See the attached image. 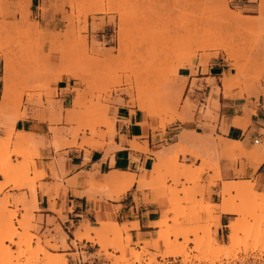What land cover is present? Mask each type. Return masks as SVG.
<instances>
[{"label": "rangeland", "instance_id": "1", "mask_svg": "<svg viewBox=\"0 0 264 264\" xmlns=\"http://www.w3.org/2000/svg\"><path fill=\"white\" fill-rule=\"evenodd\" d=\"M259 1L264 2L255 0L254 11L244 9L235 0L43 1L42 11L53 7L64 21L61 30L47 32L29 20V0H0V56L4 61L3 81L9 82L7 97L2 96L0 106L8 114L6 119L0 118V168L7 162L12 165L0 181V264H69V258L73 261L79 256L69 253V245L74 249L76 246L68 242L54 219H47L43 229L42 217L34 215L38 209L31 206L32 190L49 193L54 188L55 194L49 195L52 199L64 189L61 182H56L63 176H52L53 185L41 183L45 173L39 175L34 159L41 157L38 148L42 145L11 138L13 118H54V124L47 122L51 135L47 144L54 149L51 143L57 140L55 151L76 148L87 156L88 150L105 148L107 154L115 148L109 124L114 122L115 128L112 111L115 114L118 107H127L132 114L138 110L135 105H145L146 119L152 122L146 127L152 132L187 122L196 108L184 96L186 79H178L179 68L189 67L192 75L205 73L210 62L223 58L227 66L217 80L220 86L226 79L231 90L238 88L240 93L257 96L255 88L264 72V17L238 23L233 16H256ZM64 77L73 84L61 90L60 96L70 94V101L57 99L56 84ZM206 82L212 87L210 95L220 87L214 78ZM180 89L183 91L176 100ZM165 92L173 93L168 105ZM206 103L199 112L204 119H212L218 108L211 107L210 96ZM29 106L33 107L30 114ZM149 109L160 114L153 111L151 115ZM184 133L177 136V141ZM129 144L136 145L132 149L156 156L152 172L157 178L153 182L158 185L157 195L169 204L162 212L165 223L159 225L157 234L167 241H160L159 246L153 242L154 237L143 241L141 247L136 242L137 250L131 247L126 224H122L103 239L112 246L103 251L97 244L104 264H264V203L243 191L234 192L229 203L241 210L230 221H238L237 243L229 238L227 227L228 237L218 240L220 222L215 213L219 214L220 205H214L210 212L203 211L201 204L210 205L203 200V187L180 174L188 169L189 175L201 176L205 169L211 170L213 157L209 149L198 153L188 144L175 147L173 143L160 146L166 155L158 158L160 152L148 151L146 141L133 139ZM186 155L200 160V165H187ZM53 164L48 166L51 173ZM122 186L106 191L115 194ZM9 222L13 232L6 228ZM50 225L52 229H48ZM83 225L76 228L73 239L84 231ZM63 237L67 247L61 245ZM130 248L135 250L134 255ZM52 256L55 261L48 260Z\"/></svg>", "mask_w": 264, "mask_h": 264}, {"label": "crops", "instance_id": "2", "mask_svg": "<svg viewBox=\"0 0 264 264\" xmlns=\"http://www.w3.org/2000/svg\"><path fill=\"white\" fill-rule=\"evenodd\" d=\"M43 1L53 0H30L28 6L29 20L37 22L39 28L47 32L61 30L64 24L61 13L55 12L53 7L48 8L45 12L42 11ZM254 1L235 0L244 9L253 11L257 10ZM6 2L16 3L17 0H6ZM46 7H48L47 3ZM66 10L69 11L68 7H66ZM195 65L193 64V66ZM226 66L227 63L223 58H217L210 62L205 73L192 75L189 67L178 69V79H186L184 96H188L191 105L196 108L191 110L192 114L189 115V120L184 124L176 122L165 127L163 132L160 130L152 132L150 127L143 128L138 125L143 118L138 110H134L130 114L127 107H118L115 114L112 111L116 131L113 142L114 145L120 146V148L115 149L113 146L107 154L105 148L88 150L89 154L87 156H85L83 150L76 148L64 147L62 150L55 151L56 148L52 144L54 149L47 144L51 138L47 121L41 122V120L33 119L30 116L17 120L14 123V130L32 133L35 140L39 141L41 139L43 143L38 148L41 157L34 159L37 170L42 169L45 173L41 183L53 185L55 183L52 178L53 173H57V178L63 176L62 180L56 182H61L64 189L61 188L58 195L52 199L49 198V195L53 196L55 194L54 188H51L49 193H41L36 189L38 211L34 215L42 217V228L46 227L47 219H54V223L68 237V242H70L75 239H73V233L80 224L95 229L100 227L97 223L98 219L115 222L119 226L126 224L124 225L128 228L125 231L126 237L128 236V241H131V247L139 250L143 241H150L157 237L162 212L169 208V204L164 197L157 195L158 190L155 189L158 185L153 182V179L157 178L156 174L152 172L153 165L157 161L154 153L131 150L129 143L133 139H138L140 143L146 141L147 150L157 151L156 153H158L160 146L176 143L177 136L183 130L188 133L187 137L191 138L192 144L188 143V145L190 144L189 148L198 153H204L205 150L209 149L212 157L215 154H213V146L217 152V167H213L211 170L205 169L201 176L198 174L189 175L188 170H184L189 179L193 176L197 177L195 183L198 181V185L203 187V200L209 203L210 206L220 205L219 194L224 183L251 182L254 185V190H257L256 192L264 193V148L251 158L239 156L233 159L231 157L239 154L238 149L249 152L256 143L264 145V72L260 85L255 88L257 96L240 93L238 88L232 89L228 96H224L220 92L217 97L218 109L211 115L212 119H204L199 112L200 106L207 104L206 101L212 90V87L207 85L206 80L214 78L217 82L222 74L226 72ZM3 78L4 61L0 56V106L4 90ZM72 84V80L66 77L62 78L56 84L57 99L70 101L72 95L65 93V95L60 96V91L66 88L70 89ZM217 85L220 86V83L217 82ZM27 109L28 114L33 111L31 106ZM147 122L152 123L150 119H147ZM193 133L200 136L195 137ZM230 142L235 143L238 148L233 150V154L227 149ZM185 158L187 165L192 163L195 164V167L200 165L198 159H194L189 155H186ZM52 161H54L55 171L52 170L51 173L48 166ZM113 171L134 175L133 184L119 198H116V195L120 194L122 189L112 194L106 191V188L111 187L103 186L104 177ZM91 177L94 178L96 183L92 188L94 191L92 189V191L87 190L90 189L88 183ZM140 177L143 179L138 183ZM0 181H2L1 175ZM67 181L69 182L67 183ZM117 186L121 188L120 184ZM82 190H87L89 195ZM80 191L82 195H78ZM14 193H17V191H14ZM215 214L218 215L220 222V228L217 230V239L220 240V238L227 236V224L235 218V214L220 211L219 214ZM135 223L137 226L133 227ZM52 228L53 225L48 227V229ZM136 242H140L139 247L134 246ZM159 242L156 244L160 246ZM97 244L96 241L77 240L76 249L68 244L69 253L79 255L77 260L72 261L69 258V264H104V257L98 255L100 245ZM149 251L153 252V249L150 248ZM82 254L85 257L84 262ZM158 261H161V259H158ZM168 261L171 262V260Z\"/></svg>", "mask_w": 264, "mask_h": 264}, {"label": "bare ground", "instance_id": "3", "mask_svg": "<svg viewBox=\"0 0 264 264\" xmlns=\"http://www.w3.org/2000/svg\"><path fill=\"white\" fill-rule=\"evenodd\" d=\"M254 1V0H253ZM29 2H30V0H29ZM198 2H199V0H198ZM199 4V3H198ZM204 4V3H203ZM202 4V5H203ZM200 5V4H199ZM206 5V4H205ZM199 7V6H198ZM200 8V7H199ZM203 8V7H202ZM210 9V8H209ZM208 9V10H209ZM225 9L227 10V7L225 6ZM204 10V9H203ZM206 13V12H205ZM208 13V12H207ZM258 15L257 16H242V15H238V14H236L235 16H233L234 17V19H235V22L237 21L238 23L240 22V21H245V22H253V21H255V19L256 18H258L259 17V19H261V17L263 16L264 17V2L263 1H259V5H258ZM231 16V15H230ZM230 18V17H229ZM232 19V18H231ZM257 21H258V19H257ZM233 22V21H232ZM248 24V23H247ZM216 57V56H215ZM231 57V56H230ZM207 61V60H206ZM205 61V62H206ZM202 62H204V61H202ZM204 64H206V63H204ZM202 65L203 64H201V67H202ZM206 68V67H205ZM201 69V68H200ZM204 71V70H203ZM3 84H4V90H3V96H4V98H6L7 97V92H8V88H9V82L7 81V79H5L4 81H3ZM183 89V88H182ZM182 89H180L179 90V93L177 94V96L175 97L176 98V100H178L179 99V96L181 95V93H182ZM220 92H222V94L224 95V96H228V95H230V92H231V88H230V82H228L226 79H222V83H221V86L220 87H216L215 89H213V91H212V93H211V95H209L210 97H211V107L212 108H217V106H218V103H217V97H218V94L220 93ZM165 93H167L166 95H167V99H166V103H167V105L171 102V99L173 98V93H169V92H165ZM133 101V100H132ZM163 105V104H162ZM136 107H137V109L141 112V114H142V120H141V122L138 124L139 126H141V127H146V125L148 124V122H147V112H145L146 111V107H145V105H143V104H140V103H138L137 105H135ZM153 106V105H152ZM151 106V107H152ZM155 110V109H154ZM153 110V111H154ZM152 111V112H153ZM152 112H151V110L149 109V111H148V113L149 114H151V115H154V114H152ZM154 112H156V111H154ZM156 113H158V112H156ZM158 114H160V113H158ZM8 114H7V111L4 109V108H0V118L2 119V118H7L8 116H7ZM22 118H24V116H21ZM17 120H20L19 119V117L18 118H13V121L14 122H16ZM42 121H47L48 123H50V124H54L55 123V119L54 118H41V122ZM110 125V128H111V134H112V136H110V138L113 140V138H114V135H115V128H114V122H111V124H109ZM165 125V124H164ZM164 125H163V127H164ZM52 129V128H51ZM54 131V130H53ZM55 134H56V132H55ZM187 134L188 133H184V136H180L179 137V139H178V141L175 143V147H176V145H178V144H188L189 142H190V144H192L191 143V140L187 137ZM193 135L195 136V137H199L200 135H198V134H195V133H193ZM11 138H13V137H18L20 140H21V142L22 143H24V144H29V143H34V144H39L38 146H40V145H43V143H42V141H41V139L39 140V141H37V139L35 140V136L32 134V133H26V132H22V131H16V130H14L13 131V133L11 134V136H10ZM111 140V141H112ZM202 143V142H201ZM54 147H58L59 145H58V141L57 140H53L52 141V143H51ZM189 144V145H190ZM69 145V144H68ZM67 145V146H68ZM174 145V144H173ZM193 145H195V143H193ZM101 146V145H100ZM99 146V147H100ZM179 146V145H178ZM129 147H130V149L131 150H135V149H132V147L133 148H136V145L135 144H129ZM120 148V146H115V149H119ZM235 148H237V146H236V144L235 143H233V142H230L229 143V145L227 146V149L228 150H230V152L233 154V150L235 149ZM163 149V148H162ZM213 149H214V152H213V154H214V157L212 158V167H217V165H218V156H217V152L215 151V147L213 146ZM238 149V148H237ZM3 149H2V147L0 148V151H2ZM165 150V149H164ZM239 150V154L238 155H232L231 157L233 158V159H235V158H238L239 156H247L248 158H251L253 155H255V154H257V153H259V151L261 150V145L259 144V143H256V145L253 147V149L251 150V151H249V152H246V151H243V150H241V149H238ZM159 152L160 153H158L159 155H158V158L159 157H164V155H166L165 154V152L163 151V150H159ZM155 158H156V156H155ZM12 165L9 163V162H7V163H5L4 165H3V167L2 168H0V175L1 176H5V175H7V174H9L10 173V171L12 170ZM185 171H187L188 169H184ZM184 170H182V171H180V174L181 175H183V177L184 178H188L186 175H185V171ZM14 171V170H13ZM55 171V170H54ZM38 173H39V175L40 176H43L44 175V172L42 171V170H38L37 171ZM57 174V173H56ZM55 173H53V176L54 177H57V175H56ZM22 177V176H21ZM42 178V177H41ZM105 179H104V187H112V186H117V185H123L122 186V192L120 193V194H118V195H116V198H119L120 196H121V194L122 193H124L127 189H129L130 188V186L133 184V182H134V175H130V174H128V173H122V172H119V171H113V172H110V173H108L105 177H104ZM219 178V177H218ZM13 179V178H12ZM22 179V178H21ZM143 178L142 177H140V180L138 181V183H140L141 182V180H142ZM189 179V178H188ZM197 179V177L196 176H193V177H191L190 178V182H194L195 180ZM15 180V179H14ZM27 180V179H26ZM17 181V180H16ZM19 181V180H18ZM23 181H24V179H23ZM15 182V181H14ZM16 184V183H15ZM22 185V184H21ZM96 185V183H95V181H94V178L93 177H91V179H90V182H89V186H90V189L88 188L87 190L89 191H92L93 189V187ZM17 186H19V185H17ZM22 187V186H21ZM103 188V187H102ZM92 189V190H91ZM87 190L86 191H84V190H82L84 193L85 192H87ZM94 191V190H93ZM238 191H243L244 193H246V194H248V195H252L253 196V198H255L256 200V202H260V203H264V193H258V192H256L255 190H254V185L253 184H249L248 182H245V181H242V182H231V183H224V185H223V187H222V190H221V193H220V197H221V203H220V212H228V213H233V214H239V213H241V210L240 209H236L233 205H231L229 202H230V199H231V196H232V193H234V192H238ZM29 192H31V191H29ZM77 192H79V191H77ZM77 192H76V194H77ZM83 193V194H84ZM88 193V192H87ZM31 194V198H32V205L31 206H33V209L34 208H37V198H36V191L35 190H32V192L30 193ZM78 195H82V192L80 191V194L78 193ZM85 195V194H84ZM87 195V194H86ZM88 195H89V193H88ZM89 197V196H88ZM258 202V203H259ZM202 206L204 205V207H202L203 208V211L205 210V212H210V210H212L213 209V207L212 206H210V205H205V204H201ZM201 208V209H202ZM218 220V219H217ZM97 223L99 224V228L97 229H95V228H89L87 225H84V227H83V229H84V231L82 232V233H77L76 234V236H75V239L73 240V241H71L72 243V246H75V244H76V241L77 240H86V241H96L100 246H101V249L102 250H106L107 248H109V245L111 244H109V242H105V240L103 241V239H104V237H105V235L108 233V232H110L112 229H115V228H119L120 226L117 224V223H115V222H113V223H109V222H107V221H104V220H101V219H98L97 220ZM165 223V219H163V220H161L160 222H159V224L158 225H163ZM237 223H238V221H236V223L235 222H229L228 224H227V228L229 229V238L232 240V242L233 241H236V235H237V230L239 229V225L237 226ZM8 224H10V222L8 223ZM12 224V223H11ZM6 225V226H8V227H6L7 229H9L11 232H13L14 231V229H13V226L12 225ZM137 225H136V223L133 225V227H136ZM199 226V225H198ZM128 230V228H126V230L125 231H127ZM65 236V235H64ZM157 237L154 239V242H158V241H164V243L167 241V239L163 236V235H159V234H157L156 235ZM128 237V236H127ZM29 240V239H28ZM237 240H238V238H237ZM31 241V240H30ZM63 244H61L63 247H67V245H66V242H65V237H63ZM239 242V241H238ZM106 243V244H105ZM236 243H237V241H236ZM29 244H30V242H29ZM107 244H108V246H107ZM232 244V243H231ZM113 244H111V246H112ZM237 245V244H236ZM223 247H224V245H222ZM221 247V246H220ZM219 247V248H220ZM222 247V248H223ZM2 248V247H1ZM111 248V247H110ZM63 249V248H62ZM225 249H228L227 248V246H225ZM224 249V250H225ZM121 250V249H120ZM42 251V250H41ZM130 254H132V255H134L135 254V250L133 249V248H130ZM228 252V251H227ZM51 254V253H50ZM53 255V254H52ZM58 258V257H57ZM51 259H53V256H52V258H50V259H48L49 261L51 260ZM55 259H56V257H55ZM55 259L54 260H51V261H55ZM47 263H49L48 261H47ZM50 264H51V262H50ZM57 264H58V262H57Z\"/></svg>", "mask_w": 264, "mask_h": 264}]
</instances>
